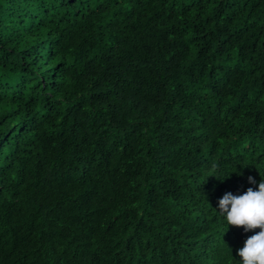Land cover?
Returning <instances> with one entry per match:
<instances>
[{"label":"trees","instance_id":"16d2710c","mask_svg":"<svg viewBox=\"0 0 264 264\" xmlns=\"http://www.w3.org/2000/svg\"><path fill=\"white\" fill-rule=\"evenodd\" d=\"M262 176L264 0H0V264H240Z\"/></svg>","mask_w":264,"mask_h":264},{"label":"clouds","instance_id":"9594fccd","mask_svg":"<svg viewBox=\"0 0 264 264\" xmlns=\"http://www.w3.org/2000/svg\"><path fill=\"white\" fill-rule=\"evenodd\" d=\"M248 179L250 183H256L254 177ZM218 205V212L228 228L243 227L245 232H255L238 250L240 264H264V178L258 188L249 187L243 194L225 193Z\"/></svg>","mask_w":264,"mask_h":264}]
</instances>
